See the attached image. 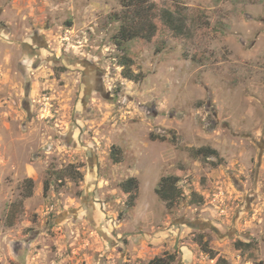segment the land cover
I'll return each instance as SVG.
<instances>
[{
	"label": "rangeland",
	"instance_id": "rangeland-1",
	"mask_svg": "<svg viewBox=\"0 0 264 264\" xmlns=\"http://www.w3.org/2000/svg\"><path fill=\"white\" fill-rule=\"evenodd\" d=\"M149 3L158 34L129 51L132 81L113 40L123 0H0V264H217L202 247L264 264V0ZM69 165L83 177L57 180Z\"/></svg>",
	"mask_w": 264,
	"mask_h": 264
},
{
	"label": "trees",
	"instance_id": "trees-1",
	"mask_svg": "<svg viewBox=\"0 0 264 264\" xmlns=\"http://www.w3.org/2000/svg\"><path fill=\"white\" fill-rule=\"evenodd\" d=\"M126 17L121 20L122 25L118 32L114 35L113 40L119 50L122 51V56L119 60V66L123 68L122 75L124 78L136 81L137 75H133L132 67L134 60L129 51H135L140 48L144 42H151L158 34V27L155 23L156 11L155 5L150 4L149 0H123ZM164 19V24L172 31L175 37H183L186 33V20L184 17L172 10H164L161 13ZM199 156L206 158L219 157L218 151L208 147L200 148L197 150ZM111 156L115 163L121 162V150L113 147ZM57 180L62 181L68 177L72 180H78L83 177L75 165H69L66 169L55 173ZM180 178L178 176H165L159 181L156 187V193L165 202L167 208H173L177 200L181 197L182 191L178 187ZM24 183L32 186V179H26ZM138 181L136 178H129L123 183V191L126 194H132L138 190ZM49 188V182L45 183V191ZM237 250L242 252L250 251L253 248V242L250 241H237L235 243ZM202 250L208 255L210 259H216L217 264H227L222 258H217L216 253L209 250L208 247H202ZM174 257H156L151 261V264H171Z\"/></svg>",
	"mask_w": 264,
	"mask_h": 264
},
{
	"label": "flooded vegetation",
	"instance_id": "flooded-vegetation-1",
	"mask_svg": "<svg viewBox=\"0 0 264 264\" xmlns=\"http://www.w3.org/2000/svg\"><path fill=\"white\" fill-rule=\"evenodd\" d=\"M35 42L37 43V41L35 40ZM34 53H36V51H34ZM59 60H61V59H59ZM58 60V61H59ZM62 62H64V65H62V67H64V66H66L67 64V62L66 61H62ZM73 63H75V64H78L77 63V61H72ZM61 66V65H60ZM95 71H97V70H95ZM95 71H94V75H93V77H92V82L94 81H97L96 83H99V80H101L102 81V78L98 75V73H99V71H97L98 73H97V75H95ZM100 74V73H99ZM97 76V77H96ZM102 88V87H101ZM24 107L27 109V110H29L30 109V103L27 101V100H25V103H24ZM205 224H203V225H201L200 227H203Z\"/></svg>",
	"mask_w": 264,
	"mask_h": 264
},
{
	"label": "water",
	"instance_id": "water-1",
	"mask_svg": "<svg viewBox=\"0 0 264 264\" xmlns=\"http://www.w3.org/2000/svg\"><path fill=\"white\" fill-rule=\"evenodd\" d=\"M212 229L214 230V231H216L217 229H216V227H214V226H212Z\"/></svg>",
	"mask_w": 264,
	"mask_h": 264
}]
</instances>
